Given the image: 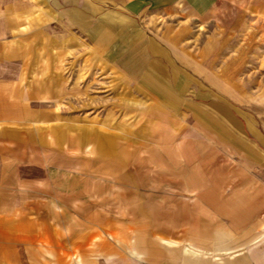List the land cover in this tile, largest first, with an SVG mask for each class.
<instances>
[{
	"label": "rangeland",
	"instance_id": "rangeland-1",
	"mask_svg": "<svg viewBox=\"0 0 264 264\" xmlns=\"http://www.w3.org/2000/svg\"><path fill=\"white\" fill-rule=\"evenodd\" d=\"M143 23L175 77L149 82L137 49L67 61L49 145L4 197L19 211L0 213V240L25 242H0V264L264 263V23L225 9Z\"/></svg>",
	"mask_w": 264,
	"mask_h": 264
},
{
	"label": "crops",
	"instance_id": "crops-1",
	"mask_svg": "<svg viewBox=\"0 0 264 264\" xmlns=\"http://www.w3.org/2000/svg\"><path fill=\"white\" fill-rule=\"evenodd\" d=\"M223 9L264 23V0H0V213L19 211L3 202L13 194L11 181L22 179L21 173L35 163L34 154H44L49 145L51 126L59 117L57 103L66 99L68 60L93 50L110 62L137 49L142 53L137 66L149 82L168 83L175 67L163 57L157 33L148 37L143 20H208ZM214 121L206 123L209 129L233 145L234 133ZM239 143L250 146L244 140ZM23 238L0 242L19 244ZM12 251L10 258L19 260V249ZM232 253L224 251L226 257ZM183 262L195 264L188 258ZM164 263L179 261L171 253Z\"/></svg>",
	"mask_w": 264,
	"mask_h": 264
}]
</instances>
